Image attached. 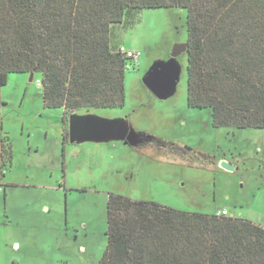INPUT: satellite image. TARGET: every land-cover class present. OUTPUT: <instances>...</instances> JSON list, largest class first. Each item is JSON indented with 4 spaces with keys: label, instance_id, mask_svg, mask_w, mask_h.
I'll use <instances>...</instances> for the list:
<instances>
[{
    "label": "rangeland",
    "instance_id": "obj_1",
    "mask_svg": "<svg viewBox=\"0 0 264 264\" xmlns=\"http://www.w3.org/2000/svg\"><path fill=\"white\" fill-rule=\"evenodd\" d=\"M112 38L139 54L124 76V107L75 114L124 119L141 135L136 145L64 140L71 114L43 107L38 74L32 82L10 74L1 89L0 140L7 137L12 159L0 145V182L13 186H0V264H98L109 195L185 213L225 210L264 228V130L213 128L209 109L187 106L186 52L171 56L186 44L185 11L133 10L113 25ZM167 66L176 74L161 101L145 80Z\"/></svg>",
    "mask_w": 264,
    "mask_h": 264
},
{
    "label": "trees",
    "instance_id": "obj_2",
    "mask_svg": "<svg viewBox=\"0 0 264 264\" xmlns=\"http://www.w3.org/2000/svg\"><path fill=\"white\" fill-rule=\"evenodd\" d=\"M158 9L186 13L187 106L209 109L213 128L264 130V0H0V106L8 75L33 73L45 109L123 108L137 60L119 52L112 27ZM106 223L98 264H264V228L247 220L109 195Z\"/></svg>",
    "mask_w": 264,
    "mask_h": 264
},
{
    "label": "water",
    "instance_id": "obj_3",
    "mask_svg": "<svg viewBox=\"0 0 264 264\" xmlns=\"http://www.w3.org/2000/svg\"><path fill=\"white\" fill-rule=\"evenodd\" d=\"M186 49V44L175 46L171 56L177 57L182 52H186ZM175 74L176 70L173 66L154 70L145 80V86L158 100H166ZM33 77V73L29 74V82H32ZM68 138L70 144L120 141L124 145H136L141 135L130 131L124 119H105L94 115L71 114L68 117ZM219 166L226 171L234 169L225 161H221Z\"/></svg>",
    "mask_w": 264,
    "mask_h": 264
},
{
    "label": "built area",
    "instance_id": "obj_4",
    "mask_svg": "<svg viewBox=\"0 0 264 264\" xmlns=\"http://www.w3.org/2000/svg\"><path fill=\"white\" fill-rule=\"evenodd\" d=\"M119 52L121 54L126 55L128 58H132L135 61L139 57V54L138 53L133 52V51H130V50H127L123 46H121L119 48ZM36 85H37V87H40L41 88V86H42L41 81L40 80H36ZM215 215L218 216V217H222V216L225 217V216H227V212L225 210L218 211L217 213H215Z\"/></svg>",
    "mask_w": 264,
    "mask_h": 264
},
{
    "label": "crops",
    "instance_id": "obj_5",
    "mask_svg": "<svg viewBox=\"0 0 264 264\" xmlns=\"http://www.w3.org/2000/svg\"><path fill=\"white\" fill-rule=\"evenodd\" d=\"M60 110H62L63 111V116H64V110L63 109H60ZM63 124V123H62ZM63 127H62V136H63ZM7 141H8V139H7V137L5 136V137H3L1 140H0V145L2 146V145H6V143H7ZM4 160V159H3ZM3 173V172H2ZM3 177V176H2ZM4 178V177H3ZM0 186H5V187H8V186H13V184H11V182H4V183H1L0 182Z\"/></svg>",
    "mask_w": 264,
    "mask_h": 264
},
{
    "label": "flooded vegetation",
    "instance_id": "obj_6",
    "mask_svg": "<svg viewBox=\"0 0 264 264\" xmlns=\"http://www.w3.org/2000/svg\"><path fill=\"white\" fill-rule=\"evenodd\" d=\"M67 131H68V129H67ZM63 137H64V140H65V139H68V140H69V138H68V133H67V135H66V134H65V135L63 134Z\"/></svg>",
    "mask_w": 264,
    "mask_h": 264
}]
</instances>
